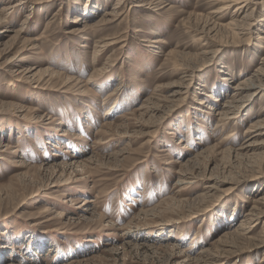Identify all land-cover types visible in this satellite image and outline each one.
<instances>
[{
    "label": "rangeland",
    "instance_id": "374dc122",
    "mask_svg": "<svg viewBox=\"0 0 264 264\" xmlns=\"http://www.w3.org/2000/svg\"><path fill=\"white\" fill-rule=\"evenodd\" d=\"M221 2L0 0V264H264V90L215 115L264 84V0Z\"/></svg>",
    "mask_w": 264,
    "mask_h": 264
},
{
    "label": "bare ground",
    "instance_id": "6f19581e",
    "mask_svg": "<svg viewBox=\"0 0 264 264\" xmlns=\"http://www.w3.org/2000/svg\"><path fill=\"white\" fill-rule=\"evenodd\" d=\"M222 1V0H221ZM221 3H223V5L220 7V8H218L216 11H213L211 14H216V15H218V14H221V13H223L225 10H227V9H229L230 7H235V9L233 10V12L234 13H238L239 11H241V10H243L245 7H246V4H247V0H223V2H221ZM242 12V11H241ZM234 13H233V15H234ZM56 15V14H55ZM107 15H109L108 13H107ZM250 13L249 14H246V16L245 17H243V19H245V21H246V19L247 20H249V18H250ZM79 20V19H78ZM106 20V19H105ZM104 20V22H106ZM207 20V19H206ZM82 21V19L80 20V22ZM103 21V20H102ZM263 21V20H262ZM99 22V21H98ZM107 22H108V20H107ZM207 22V21H206ZM206 22L204 23L205 25H206ZM208 22H209V20H208ZM22 23H25V21H23ZM211 24V23H210ZM209 23H208V25L207 26H205V25H203L202 27H199V26H197L196 27V29H195V31H197L200 35H202V37H200V38H196V41H199L200 42V40H202V41H204V37H206V34H208V33H210V32H208V31H210V29H208V27H209V25H210ZM25 25V24H24ZM92 25V24H91ZM211 28H215V27H219L220 29L222 28H225V29H227V31H228V33L230 32V35H231V38H235V39H237V40H239L240 38L238 37V35L239 34H241V33H243L244 31H249V28H250V24H248V22L246 23V22H237L236 20H234V19H232L230 22H228V24H226V25H220L219 23L217 24H214V23H212L211 25ZM83 27L84 28H87V27H89L88 26V24H87V22H84V25H83ZM195 27V26H194ZM90 28V27H89ZM219 28H217V29H219ZM216 29V28H215ZM214 29V30H215ZM224 29V30H225ZM18 31H20V29L18 30ZM208 32V33H207ZM220 32V31H219ZM227 33V32H226ZM244 34V33H243ZM244 35H247V34H244ZM204 36V37H203ZM214 37H215V35H214ZM104 41V40H103ZM221 41V40H220ZM215 42V41H214ZM236 42V41H235ZM102 43H105V42H102ZM114 43H116V42H113V43H109V45L108 44H106V45H108V46H110V45H112V44H114ZM97 51V50H96ZM203 53V55L204 54H207L208 52L205 50V51H203L202 52ZM166 55H168L169 56V58L171 57V56H173V53H170V52H168ZM175 55V54H174ZM175 57V56H174ZM181 57V56H180ZM177 58H178V55H177ZM177 58L175 59V63H176V60H177ZM174 59V58H173ZM180 59V58H179ZM179 59H178V61H179ZM264 61V60H263ZM177 64V63H176ZM264 65V64H263ZM175 66V65H174ZM186 70L187 71H191L192 72V68H186ZM223 72V71H222ZM37 73L38 74H40V75H43V76H51L50 75V73L48 72V70L47 69H45V70H43V71H37ZM49 74V75H48ZM186 74V73H185ZM190 75V74H189ZM258 76H262V77H264V71L263 70H259V72H258V75H257V78H260V77H258ZM180 87V86H179ZM264 84H262V82L260 81V79H258L257 80V83H256V80L254 81V80H252V79H244V80H241V81H238L236 84H234V87L233 88H231V90L233 91V92H231L230 94H229V96H227L226 98V101H225V103H223L221 106H219V108H216V110H215V115L218 117V120H219V122H222V123H228L230 120H233V119H235V118H237L238 117V115L240 114V111H241V108H242V105L244 104V103H246L247 101H249L253 96H257L258 94H261V92L264 90ZM181 88V87H180ZM115 91H117V90H115ZM175 93H177V91L175 92ZM175 93H173V94H175ZM227 94V93H226ZM111 95H112V93H111ZM172 96V95H171ZM170 96V97H171ZM176 96V95H175ZM174 96V97H175ZM178 96V95H177ZM176 96V97H177ZM171 101V102H170ZM169 102L170 103H172V102H174L173 100H170ZM196 103L198 104V105H201L202 104V102L201 101H196ZM144 106V105H143ZM152 109H154V107H152V108H150L149 110H151L152 111ZM156 109V108H155ZM154 109V110H155ZM210 110H213L214 111V108H209ZM102 126L103 127H107V128H109V126H110V124H108V122H104L103 124H102ZM244 134L245 135H247V139H246V141H245V144H244V146H242L241 148H240V151H242L241 153H243L244 152V156L245 157H247V158H249L248 157V153H250L249 151H252V150H254L255 149V147H257V146H260L261 148H263L264 147V141H256L257 139H258V137H262L263 135H264V120H261V121H259L258 120V122H256L255 121V123H253V124H251L250 125V129H248V130H246L245 132H244ZM98 143V142H97ZM98 144H100V142L98 143ZM102 144V143H101ZM239 151V152H240ZM238 152V153H239ZM250 155V158H254V157H263V159H264V152L261 154V156H258V155H255V154H253L252 153V155H251V153L249 154ZM240 156H243L242 154L240 155L239 154V157ZM195 161V160H194ZM189 162V163H187L188 165H190V164H195V162ZM186 164V163H185ZM185 164H184V166H185ZM186 164V165H187ZM183 166V167H184ZM180 174V173H179ZM180 176L182 177V178H186V177H184L185 175H181L180 174ZM188 179V178H187ZM187 179H183V180H187ZM183 180H178V181H180V183H181V186L183 185V184H188V183H185V181H183ZM257 200H263V198L262 197H258L257 198ZM71 201H73V200H71ZM258 207H260V208H263V210H260ZM62 215V214H61ZM146 215V214H145ZM148 215V214H147ZM247 216H250V217H252V218H255V220L257 221L261 216H263L264 215V200H263V202H259V203H257V205H253V207L251 208V210L246 214ZM149 216H153L152 214H150ZM250 219V218H249ZM242 223V222H241ZM246 223V222H245ZM243 224V223H242ZM249 224V223H248ZM247 225V224H246ZM128 226V225H127ZM245 226V225H244ZM249 226V225H248ZM129 227V226H128ZM239 228H241V229H243V226L241 225L240 227H238L237 229H239ZM237 229L235 230L236 231V233H231L230 235H227V236H225L227 233H225L224 234V239L225 238H228L229 236H231V238L233 239V240H237V239H240L241 238V235L237 232ZM124 232V231H123ZM223 238H221V239H219L218 240V242H220V243H223V244H225L226 246L225 247H232V246H234L233 245V243H232V245H230L229 243H225V241L223 240ZM230 241V240H229ZM205 252V251H204ZM214 256V255H213ZM9 264V263H8Z\"/></svg>",
    "mask_w": 264,
    "mask_h": 264
}]
</instances>
